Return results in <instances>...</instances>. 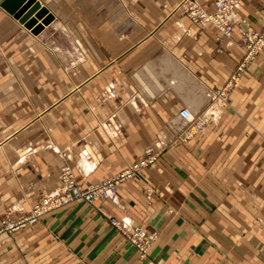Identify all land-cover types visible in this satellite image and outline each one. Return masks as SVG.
<instances>
[{
  "label": "crops",
  "instance_id": "1",
  "mask_svg": "<svg viewBox=\"0 0 264 264\" xmlns=\"http://www.w3.org/2000/svg\"><path fill=\"white\" fill-rule=\"evenodd\" d=\"M37 1L52 15L37 34L0 8V220L63 166L86 183L158 158L110 198L0 236V264H264V47L225 87L264 0H233L229 36L192 23L190 0ZM181 108L207 118L185 141ZM112 218L151 236L143 255Z\"/></svg>",
  "mask_w": 264,
  "mask_h": 264
},
{
  "label": "built area",
  "instance_id": "2",
  "mask_svg": "<svg viewBox=\"0 0 264 264\" xmlns=\"http://www.w3.org/2000/svg\"><path fill=\"white\" fill-rule=\"evenodd\" d=\"M233 0H214V9L212 11L205 10L202 6L194 1H190L186 6V16L194 24L205 26L212 23L216 25L225 36L231 34V17L233 13ZM264 47V26L258 32H252L244 43V55L242 60L232 72L230 83L234 84L238 79L240 72L243 70L247 61L252 59ZM223 90L212 95V99L221 98ZM180 119L184 120L185 131L188 135L194 134L202 129L206 124L207 118L204 116H192L188 109L181 108L178 112ZM157 154L154 152H146L137 160L129 164L117 173L99 181L91 183L85 188L77 187L74 184L66 182L71 175L69 166L61 168V178L63 184L54 192L46 194L40 200L36 201L28 213H22L16 217H3L0 220V234L16 231L26 225L34 223L37 218L47 211L62 207L70 201L77 199L84 202H92L96 198H110L115 194L119 184L132 180L139 172L149 167L157 160ZM113 226L117 227L124 238L140 252H144L147 248L151 236L143 229L134 227L130 229L120 228L115 219H110Z\"/></svg>",
  "mask_w": 264,
  "mask_h": 264
},
{
  "label": "water",
  "instance_id": "3",
  "mask_svg": "<svg viewBox=\"0 0 264 264\" xmlns=\"http://www.w3.org/2000/svg\"><path fill=\"white\" fill-rule=\"evenodd\" d=\"M0 7L33 34L40 32L52 20V15L37 0H2Z\"/></svg>",
  "mask_w": 264,
  "mask_h": 264
},
{
  "label": "rangeland",
  "instance_id": "4",
  "mask_svg": "<svg viewBox=\"0 0 264 264\" xmlns=\"http://www.w3.org/2000/svg\"><path fill=\"white\" fill-rule=\"evenodd\" d=\"M2 0H0V2H1ZM191 1V0H190ZM189 1V2H190ZM189 2H187L186 3V6L189 4ZM185 6V8H184V13H185V15H186V7ZM1 8V7H0ZM0 89H1V85H0ZM184 124H185V122H184V120H182V119H179V125H180V128H181V130H180V132L177 134V136H175L176 137V139H178V140H181V141H185V140H188V139H190V137H191V135H188V133L185 131V126H184ZM142 156V155H141ZM140 156V157H141ZM157 156H158V154H157ZM158 158V157H157ZM64 167V166H63ZM62 167V168H63ZM69 168L71 169V167L69 166ZM59 178H60V185H59V187H58V189L61 187V185L63 184V180H62V178H61V168H60V170H59ZM103 180V179H102ZM99 181H101V180H99ZM99 181H95V182H86V183H80V182H77L76 180H75V178H74V175H73V173H72V169H71V175L68 177V179L66 180V182H69L70 184H74V185H76L77 187H80V188H85L87 185H89V184H91V183H96V182H99ZM42 198V197H41ZM41 198H39L38 200H40ZM99 199H106V198H100V197H98V198H96L95 200H93L92 202H84V201H80V200H77V199H74V200H72V201H70L68 204H66V205H64V206H62V207H59V208H55V209H51V210H49V211H47L46 213H43V214H41L38 218H37V220L34 222V223H32V224H29V225H26L25 227H22V228H20V229H18V230H16V231H12V232H9V233H1L0 234V236H11V235H13V234H15V233H18V232H20L21 230H24V229H26V228H28V227H30V226H33V225H35V224H45L44 223V221H45V219H46V217L47 216H53V215H55L58 211H60V209H63V208H71V207H73V206H75V205H77V204H79V203H84V204H87V205H92L96 200H99ZM37 200V201H38ZM34 205V204H33ZM32 208V207H31ZM68 209H66V210H68ZM28 211H30V210H28ZM28 211L27 212H23L24 214L25 213H28ZM6 217H12V216H6ZM149 243H150V241H149ZM149 243H148V245H147V247L149 246ZM147 249V248H146ZM137 250V249H136ZM138 251V250H137ZM146 251V250H145ZM145 251L144 252H140V251H138L141 255H143L144 253H145ZM21 264H28L27 262H22Z\"/></svg>",
  "mask_w": 264,
  "mask_h": 264
}]
</instances>
